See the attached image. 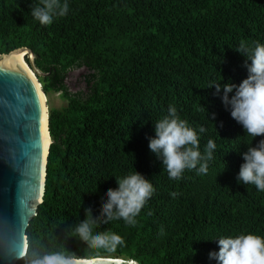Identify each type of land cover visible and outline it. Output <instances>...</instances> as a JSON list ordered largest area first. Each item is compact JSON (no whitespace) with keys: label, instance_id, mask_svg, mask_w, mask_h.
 <instances>
[{"label":"trees","instance_id":"16d2710c","mask_svg":"<svg viewBox=\"0 0 264 264\" xmlns=\"http://www.w3.org/2000/svg\"><path fill=\"white\" fill-rule=\"evenodd\" d=\"M38 3L0 0V54L31 49L45 93L67 91L74 69L88 74L85 90L70 96L64 111L49 113L45 193L18 264L47 251L140 264H216L208 256L218 251L215 239L264 237V191L235 178L240 153L261 137L244 133L209 87L246 78L245 58L235 49L264 43V0H66V13L49 24L32 17ZM169 105L198 132L202 153L208 140L215 143L206 173L186 169L170 179L150 152L153 123ZM135 170L154 189L135 224H98L97 231L121 238L110 249L83 242L74 229L84 208L97 213L115 178Z\"/></svg>","mask_w":264,"mask_h":264},{"label":"clouds","instance_id":"9594fccd","mask_svg":"<svg viewBox=\"0 0 264 264\" xmlns=\"http://www.w3.org/2000/svg\"><path fill=\"white\" fill-rule=\"evenodd\" d=\"M67 9L66 0L64 3L61 0H39L32 6L31 15L40 24H49L55 16L64 15ZM235 51L245 58L246 78L239 84L211 83L209 87L215 88V94L220 95L231 118L244 133L253 140L261 137L240 153L242 163L235 178L238 183L251 184L258 191H264V43L251 47L241 43ZM153 125L154 135L147 138L148 148L164 166L170 179L179 178L186 169L206 173L208 161L212 160L216 149L211 139L202 153L198 132L181 119L171 105ZM203 131L201 127L199 132ZM115 182L116 187L108 188L101 198L99 211L94 214L91 207H85L84 218L75 226V233L92 247L110 249L121 243L119 235L97 231L96 226L112 220L135 224V217L154 190L150 180L136 170L115 178ZM215 240L218 251H210L208 256L216 264H264V237L246 233ZM33 257L32 264H79L75 257L60 251L34 252Z\"/></svg>","mask_w":264,"mask_h":264},{"label":"water","instance_id":"95a60500","mask_svg":"<svg viewBox=\"0 0 264 264\" xmlns=\"http://www.w3.org/2000/svg\"><path fill=\"white\" fill-rule=\"evenodd\" d=\"M22 50L34 59L27 47L0 54V264H18L26 254L27 229L43 201L52 143L36 79L45 74L37 67L32 73L16 53ZM75 258L79 264H140L120 257Z\"/></svg>","mask_w":264,"mask_h":264},{"label":"rangeland","instance_id":"374dc122","mask_svg":"<svg viewBox=\"0 0 264 264\" xmlns=\"http://www.w3.org/2000/svg\"><path fill=\"white\" fill-rule=\"evenodd\" d=\"M25 59H26L28 66L33 71V68L37 67L36 62H35V57L32 61L30 58H27V57ZM39 71L43 73L41 70ZM87 74H88V70L85 68L74 69L69 72L68 78L65 81L67 91H64V90L56 91L53 89L49 90L47 93L43 91L44 95L46 96L47 113H50L51 110L64 111L68 107V104L70 101L69 97L79 96L80 93H82L85 90L86 88L85 78ZM36 77L43 90L44 82L42 79L45 77V75L36 74Z\"/></svg>","mask_w":264,"mask_h":264},{"label":"bare ground","instance_id":"6f19581e","mask_svg":"<svg viewBox=\"0 0 264 264\" xmlns=\"http://www.w3.org/2000/svg\"><path fill=\"white\" fill-rule=\"evenodd\" d=\"M16 53H19V54L23 55L24 59L26 58V51H25V50L17 51ZM25 61H26V59H25ZM26 63H27V62H26ZM27 65H28V64H27ZM28 67H29V66H28ZM29 68H30V67H29ZM30 70H31V69H30ZM31 71H32V70H31ZM32 73L34 74L33 71H32ZM36 79H37V78H36ZM37 81H38V79H37ZM38 84H39V86L41 87L39 81H38ZM41 93H42V98H43L44 105H45L46 115L48 116V113H47V106H46V96L44 95L43 90H41ZM48 142H50V138H48ZM110 261H112V260H110ZM119 261H120V260H119ZM121 261H122V260H121ZM130 263H133V264H134V262H130Z\"/></svg>","mask_w":264,"mask_h":264}]
</instances>
